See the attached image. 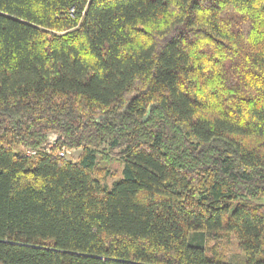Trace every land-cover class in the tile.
Listing matches in <instances>:
<instances>
[{"label":"trees","instance_id":"trees-1","mask_svg":"<svg viewBox=\"0 0 264 264\" xmlns=\"http://www.w3.org/2000/svg\"><path fill=\"white\" fill-rule=\"evenodd\" d=\"M263 197L264 0H0V264H264Z\"/></svg>","mask_w":264,"mask_h":264},{"label":"rangeland","instance_id":"rangeland-1","mask_svg":"<svg viewBox=\"0 0 264 264\" xmlns=\"http://www.w3.org/2000/svg\"><path fill=\"white\" fill-rule=\"evenodd\" d=\"M53 136L54 135L50 134V136H48V137H49V139H51V138H53ZM72 153L73 154H77L76 151L71 150L70 153L68 154V156L71 155ZM122 164H123V162H122ZM122 164L121 163H116L115 164V166L118 168V172H117V174L115 176H108L107 178H105L104 180L101 181V183L104 186H106L107 188H110L115 180H117V179L122 177V172H121ZM258 201L264 202V197L260 198ZM232 248H233V246H232Z\"/></svg>","mask_w":264,"mask_h":264},{"label":"built area","instance_id":"built-area-1","mask_svg":"<svg viewBox=\"0 0 264 264\" xmlns=\"http://www.w3.org/2000/svg\"><path fill=\"white\" fill-rule=\"evenodd\" d=\"M52 135H54L53 136V138H51V139H49V137L47 138V142L48 143H53V142H55V140H56V138H57V135L56 134H54V133H51ZM49 136H50V134H49ZM70 149L69 148H67L66 146H61L60 148H59V150H58V155L59 156H62V157H66L67 156V154H69L70 153ZM25 154L28 156V155H34L35 154V150H33V149H27L26 151H25Z\"/></svg>","mask_w":264,"mask_h":264}]
</instances>
